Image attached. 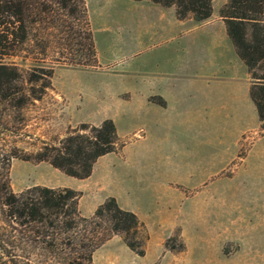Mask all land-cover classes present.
Masks as SVG:
<instances>
[{
  "label": "crops",
  "instance_id": "0c3cea01",
  "mask_svg": "<svg viewBox=\"0 0 264 264\" xmlns=\"http://www.w3.org/2000/svg\"><path fill=\"white\" fill-rule=\"evenodd\" d=\"M227 2L213 0L212 15L201 21L152 0L111 3V21L93 29L94 70L118 83L110 91L125 98L134 131L120 134L116 121L125 144L99 157L89 177L70 176L62 186L81 192L79 209L87 217L110 196L128 209L143 190L153 191L157 205L163 193L169 204L179 197L180 206L195 209L204 198L208 229L219 239L212 264H264V132L249 67L220 14ZM231 192L254 193L253 207L247 211L237 199L226 216ZM118 240L115 234L98 248L94 263Z\"/></svg>",
  "mask_w": 264,
  "mask_h": 264
},
{
  "label": "trees",
  "instance_id": "16d2710c",
  "mask_svg": "<svg viewBox=\"0 0 264 264\" xmlns=\"http://www.w3.org/2000/svg\"><path fill=\"white\" fill-rule=\"evenodd\" d=\"M175 6L180 18L201 21L213 12V0H152ZM264 0H228L220 14L241 58L249 67L255 101L264 132ZM34 42L37 54L54 48L57 53L47 68L32 67L25 78L26 88L13 97L16 107L41 99L54 88L56 66L96 67L97 48L86 0H0V90L9 96L15 83L23 78L18 65L6 58L18 56L25 45ZM36 60L37 57H36ZM17 84V83H16ZM164 104L162 99H157ZM121 142L111 118L101 123L82 122L70 128L56 143L43 141L35 153L15 149L12 156L46 161L70 176L89 177L102 155L117 151ZM0 179V220L7 216L30 232L29 241L49 254L39 262L11 258L7 264H94L95 251L112 234L120 235L135 253L146 255L150 238L145 222L133 210L122 207L117 198L108 197L90 217L81 215V192L46 185L29 187L19 193L10 184L9 173ZM31 233L33 236H31ZM9 242L0 238V250L9 254ZM181 245L180 249H184ZM168 248V245H165ZM17 258V257H16Z\"/></svg>",
  "mask_w": 264,
  "mask_h": 264
},
{
  "label": "rangeland",
  "instance_id": "374dc122",
  "mask_svg": "<svg viewBox=\"0 0 264 264\" xmlns=\"http://www.w3.org/2000/svg\"><path fill=\"white\" fill-rule=\"evenodd\" d=\"M86 1L93 29H99L111 21L115 10L111 3L118 0ZM27 46L29 50L21 49L18 56L5 59L18 65L23 78L7 92L9 96L2 95L0 90V179H4V173L8 172L11 187L17 193L36 185L58 184L55 188H64L62 185L69 182L70 175L46 161H26L14 157L13 150L35 153L43 141L56 143L70 128H75L82 122L99 124L106 118L118 121L122 135H129L134 131L132 123L126 120L128 113L125 98L110 91L111 88L116 89L118 83L108 73L94 70L98 67L58 65L53 77L54 88L48 90L41 99L16 107L13 97H19L22 94L21 88H26L28 70L41 66L47 68L53 64L57 54L52 48L45 60L38 62L45 55L37 54L38 48L33 41L25 45ZM148 167L156 168V162H150ZM110 186L116 188L115 184ZM143 191L140 197L127 204L128 209H138L146 216L145 220L142 219L150 234L145 246L146 255L135 253L119 235L118 242L103 249L94 264H212L211 259L217 253L219 239L217 233L213 235L208 229L204 198L198 200V209H195L191 203L180 206L179 197L176 198V203L169 204L168 193H163L164 201L161 200L157 205L152 197L153 191ZM186 193L190 195L195 191L186 190ZM253 195L254 193L249 192L229 193L232 200L226 205V216L233 215V205L237 199L248 211V207L254 205ZM155 204L160 210L159 217L154 214ZM88 207L89 204L85 205L83 212H89ZM80 213L83 215L81 211ZM29 235L26 226L17 225L9 217L2 215L0 238L9 242L10 253L5 254L0 250V264H7L11 258L29 260L31 263L47 259V251L40 245L32 244ZM182 244L185 246L181 250ZM214 264L229 263L220 259Z\"/></svg>",
  "mask_w": 264,
  "mask_h": 264
}]
</instances>
